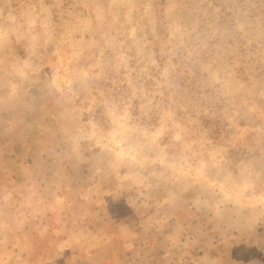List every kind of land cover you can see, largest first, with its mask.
Instances as JSON below:
<instances>
[{"label":"rangeland","instance_id":"obj_1","mask_svg":"<svg viewBox=\"0 0 264 264\" xmlns=\"http://www.w3.org/2000/svg\"><path fill=\"white\" fill-rule=\"evenodd\" d=\"M174 263L264 264V0H0V264Z\"/></svg>","mask_w":264,"mask_h":264},{"label":"crops","instance_id":"obj_2","mask_svg":"<svg viewBox=\"0 0 264 264\" xmlns=\"http://www.w3.org/2000/svg\"><path fill=\"white\" fill-rule=\"evenodd\" d=\"M164 256V255H163ZM175 259H173V261H174ZM172 263V262H171ZM175 264V263H174Z\"/></svg>","mask_w":264,"mask_h":264}]
</instances>
